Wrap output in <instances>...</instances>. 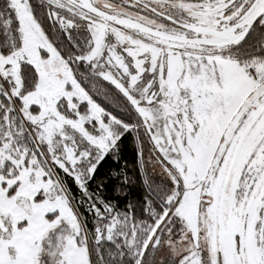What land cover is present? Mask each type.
Masks as SVG:
<instances>
[{"label":"snow or ice","instance_id":"1","mask_svg":"<svg viewBox=\"0 0 264 264\" xmlns=\"http://www.w3.org/2000/svg\"><path fill=\"white\" fill-rule=\"evenodd\" d=\"M123 136L166 183L121 209ZM0 264H264V0H3Z\"/></svg>","mask_w":264,"mask_h":264},{"label":"trees","instance_id":"2","mask_svg":"<svg viewBox=\"0 0 264 264\" xmlns=\"http://www.w3.org/2000/svg\"><path fill=\"white\" fill-rule=\"evenodd\" d=\"M2 3L3 0H0V4ZM94 98L107 107L99 97ZM121 139L123 143L117 158H113L111 154L104 157L98 165V172L96 173L98 179L90 182L92 184L90 190H97L104 200L111 201L123 209L129 204H141L152 195L155 187L162 186L166 182L148 175L139 159L137 144L130 136H123ZM125 177L127 183H125ZM68 184L73 195L79 198V189L74 182L69 179ZM80 210L86 216L88 215L84 208ZM137 211L139 212V208Z\"/></svg>","mask_w":264,"mask_h":264},{"label":"rangeland","instance_id":"3","mask_svg":"<svg viewBox=\"0 0 264 264\" xmlns=\"http://www.w3.org/2000/svg\"><path fill=\"white\" fill-rule=\"evenodd\" d=\"M144 167L146 169V172L148 173L149 176L153 177V178H159V179H162L163 181L166 182L165 180V177L162 176V174L160 173V171L158 169H153L151 167V165H147V164H144Z\"/></svg>","mask_w":264,"mask_h":264}]
</instances>
